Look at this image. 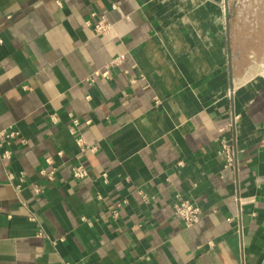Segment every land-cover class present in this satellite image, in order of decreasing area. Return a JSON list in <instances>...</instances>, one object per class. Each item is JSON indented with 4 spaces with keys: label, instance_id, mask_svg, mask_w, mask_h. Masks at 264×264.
I'll list each match as a JSON object with an SVG mask.
<instances>
[{
    "label": "crops",
    "instance_id": "1",
    "mask_svg": "<svg viewBox=\"0 0 264 264\" xmlns=\"http://www.w3.org/2000/svg\"><path fill=\"white\" fill-rule=\"evenodd\" d=\"M263 63L264 0H0V264H264Z\"/></svg>",
    "mask_w": 264,
    "mask_h": 264
},
{
    "label": "built area",
    "instance_id": "2",
    "mask_svg": "<svg viewBox=\"0 0 264 264\" xmlns=\"http://www.w3.org/2000/svg\"><path fill=\"white\" fill-rule=\"evenodd\" d=\"M95 16V14H94ZM89 23L93 26V31L96 35H104L107 34L111 29V22H109L106 18H97L95 21H89ZM119 60H114L112 64H118ZM260 76L264 79V63L262 64V68L260 70ZM74 123H78L77 119H74ZM12 133L7 134L5 132L0 133V139L4 136H11ZM79 144L83 149L90 148L91 150H95V146H89L86 142L83 141L82 138H79ZM222 151L227 156V165H232L235 162V150L232 145L225 140H222ZM71 172L74 178L82 179L88 175V169L82 163L74 164L71 168ZM106 178L107 174L103 173L102 175ZM174 210L179 215V217L183 220L186 226H192L199 222L201 218L202 208L194 203L192 200L187 198H180V200L174 203ZM116 212H114V215Z\"/></svg>",
    "mask_w": 264,
    "mask_h": 264
}]
</instances>
